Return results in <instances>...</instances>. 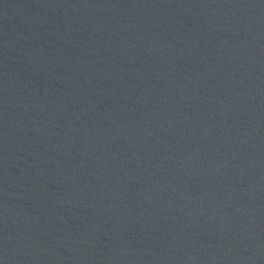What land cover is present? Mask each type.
<instances>
[{
	"label": "water",
	"instance_id": "obj_1",
	"mask_svg": "<svg viewBox=\"0 0 264 264\" xmlns=\"http://www.w3.org/2000/svg\"><path fill=\"white\" fill-rule=\"evenodd\" d=\"M0 264H264V0H0Z\"/></svg>",
	"mask_w": 264,
	"mask_h": 264
}]
</instances>
